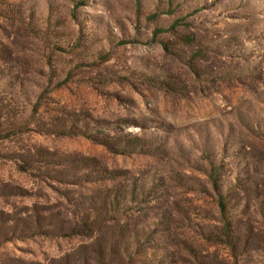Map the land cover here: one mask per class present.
<instances>
[{
  "label": "rangeland",
  "instance_id": "1",
  "mask_svg": "<svg viewBox=\"0 0 264 264\" xmlns=\"http://www.w3.org/2000/svg\"><path fill=\"white\" fill-rule=\"evenodd\" d=\"M0 106L27 123L0 140V264H95L11 218L108 189L131 264H264V0H0Z\"/></svg>",
  "mask_w": 264,
  "mask_h": 264
},
{
  "label": "trees",
  "instance_id": "2",
  "mask_svg": "<svg viewBox=\"0 0 264 264\" xmlns=\"http://www.w3.org/2000/svg\"><path fill=\"white\" fill-rule=\"evenodd\" d=\"M0 113V140L10 139L27 130V123L24 121L9 123L13 121L12 119L16 118L15 112L12 109L0 106ZM33 153L32 149L20 153L17 157L18 169L21 172L29 173L38 178L50 176L48 173L49 169H44V165L41 163V156L35 158L37 153ZM70 170L76 172L71 168L68 171ZM54 172L57 173L58 170ZM106 175L107 172L103 175H95L93 178L102 182L106 180V177H103ZM209 176L213 189L217 194L220 212L225 216L227 213V198L219 184L218 174L215 170H212ZM78 177L79 175L74 174L70 178ZM70 178L68 181H65L66 184H71ZM21 191L20 189L15 195H22ZM78 193H82L81 190ZM81 195L82 198L87 200V205H89L88 207L84 205L81 212L78 209L80 207L77 202L74 199L67 198V202L57 201L53 205L49 207L43 206L41 209H37L40 208L38 207L40 204H33L32 207L23 209L17 218H11V220L13 223L21 224V234L31 233L30 236H26L27 238L44 234L68 236L70 232L78 236L94 238L93 242L97 243L99 248L95 256V264H131L130 245H127L128 243L126 242L131 241L133 237L127 233V229L122 231L121 235H112L115 232L116 225H109V222L115 220V216L112 214L118 210V197L120 196H118V192H112L108 189L105 193H95L89 196ZM228 224L229 226L231 225L229 222ZM6 240L11 241L10 237H7ZM122 243H125V246L119 247Z\"/></svg>",
  "mask_w": 264,
  "mask_h": 264
}]
</instances>
